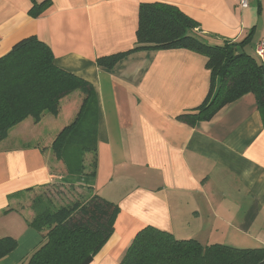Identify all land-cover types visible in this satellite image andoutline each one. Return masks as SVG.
I'll return each instance as SVG.
<instances>
[{
	"label": "crops",
	"instance_id": "0c3cea01",
	"mask_svg": "<svg viewBox=\"0 0 264 264\" xmlns=\"http://www.w3.org/2000/svg\"><path fill=\"white\" fill-rule=\"evenodd\" d=\"M0 0V57L36 35L55 63L94 87L98 107L95 191L120 206L112 237L90 264H121L148 226L178 239L239 248L264 246V115L254 94L225 106L211 120L190 125L180 114L200 106L210 91L207 57L188 49L142 50L113 68L101 56L132 49L142 2L179 6L199 22L211 43L242 41L255 53L264 38V0ZM66 98L60 117L45 114L14 126L0 140V239L17 247L0 264H26L42 241L29 225L28 189L59 180L51 144L78 110ZM43 143L34 144L44 138Z\"/></svg>",
	"mask_w": 264,
	"mask_h": 264
},
{
	"label": "trees",
	"instance_id": "16d2710c",
	"mask_svg": "<svg viewBox=\"0 0 264 264\" xmlns=\"http://www.w3.org/2000/svg\"><path fill=\"white\" fill-rule=\"evenodd\" d=\"M50 4V0L35 3L30 13L39 16ZM198 26L199 22L179 6L142 2L135 46L101 56L97 63L113 68L127 55L142 50L198 52L207 57L210 91L200 106L180 114L179 120L190 125L211 120L247 94H254L264 115V63L245 49L250 35L242 41L211 43ZM76 92L80 94L77 113L70 123L62 125L51 144L62 175L51 185L61 184L63 190L65 186L70 190L82 188L85 194L64 203L49 196L51 185L28 189L33 198L28 205L32 210L29 225L41 234L42 241L26 258V264H90L114 234L120 206L95 191L98 107L93 85L57 66L51 45L36 35L20 40L0 57V140L28 118L39 122L45 114L60 117L66 98ZM44 141L45 136L34 144ZM17 245L12 237L1 238L0 260ZM121 264H264V246L202 244L148 226L136 235Z\"/></svg>",
	"mask_w": 264,
	"mask_h": 264
},
{
	"label": "rangeland",
	"instance_id": "374dc122",
	"mask_svg": "<svg viewBox=\"0 0 264 264\" xmlns=\"http://www.w3.org/2000/svg\"><path fill=\"white\" fill-rule=\"evenodd\" d=\"M49 116H51V115H49ZM89 155L90 154L86 155L87 161L90 158ZM68 188H69L68 186H65V190H66L65 191V190H63L64 189L63 185L54 184V186L51 185L48 188V193H49V196H53V197H55L56 200H59V201L64 202V203L68 202V201H73L74 199H77L78 197L84 196V194H85V190L82 188L78 189V187H76V189H74V190H70ZM60 192H62L63 195H60Z\"/></svg>",
	"mask_w": 264,
	"mask_h": 264
},
{
	"label": "built area",
	"instance_id": "2783aa9c",
	"mask_svg": "<svg viewBox=\"0 0 264 264\" xmlns=\"http://www.w3.org/2000/svg\"><path fill=\"white\" fill-rule=\"evenodd\" d=\"M238 1L242 8H247L250 5V0H238ZM255 53L264 63V38L257 43L255 48Z\"/></svg>",
	"mask_w": 264,
	"mask_h": 264
}]
</instances>
